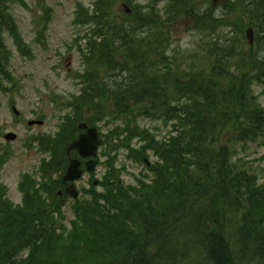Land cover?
Wrapping results in <instances>:
<instances>
[{
    "label": "trees",
    "instance_id": "obj_1",
    "mask_svg": "<svg viewBox=\"0 0 264 264\" xmlns=\"http://www.w3.org/2000/svg\"><path fill=\"white\" fill-rule=\"evenodd\" d=\"M113 1L95 0L90 14L78 5L77 16H89V22L98 19L92 30L98 38L91 36L82 50L89 67L78 76L81 93L67 101L73 113L64 117L56 137H38L42 148L58 157V149L76 133L77 121L112 122L103 135V190L91 189L92 198L73 206L75 219L67 230L51 196L45 201L37 190L31 196L24 189L23 205L12 208L0 190V264H264V182L258 183L248 169L237 171L227 145L230 137L244 144L258 138L264 143V107L251 87L264 82V61L257 62L263 58L244 55L250 48L230 38L218 47L219 54L206 55V64L203 56L195 66H183L177 55L165 57L163 45H173L158 25L187 14L192 29L201 34L217 26L252 25L260 32L264 0L260 5L227 0L219 18L212 11L207 15L209 10L197 13L194 0H166L162 13L152 1L146 10L123 0L133 10L120 8L125 15L120 22L109 16ZM7 2L0 0L1 79L9 76L2 31L11 32L23 54L29 50ZM45 10L40 19L49 18L50 7ZM244 30H239L243 36ZM115 75H123L122 80L116 82ZM139 116L162 119L167 134L158 139L151 131L139 130L134 125ZM134 137L140 139L139 146L131 145ZM119 147L137 162H144L148 151L157 156L148 166L151 184L121 182L114 151ZM231 214L237 219L226 234L218 223L230 220ZM187 226L203 243L196 242Z\"/></svg>",
    "mask_w": 264,
    "mask_h": 264
},
{
    "label": "rangeland",
    "instance_id": "obj_2",
    "mask_svg": "<svg viewBox=\"0 0 264 264\" xmlns=\"http://www.w3.org/2000/svg\"><path fill=\"white\" fill-rule=\"evenodd\" d=\"M24 1L26 6L18 2H12L10 11L16 21V26L19 27L21 38L25 39L29 50H26V54H21L11 39V32L4 29L1 33V38L7 50L5 63L9 76H5V79L0 78V153H3V155H0V157L3 156V163L0 165V182L8 187V196L13 203L20 201V192L17 188L20 174L25 172L34 173L42 155L37 147L26 146L25 143L29 144L31 142L30 136L32 137L36 133L54 132L58 127L60 115L71 110L70 107H66L67 101L71 100L73 95L81 92V83L75 79L74 74L77 70H83L86 66L83 55H81L82 50L86 48L84 45V42L87 41L85 36L91 30L96 29L94 22L98 20L96 18L92 23L84 21L81 24L76 21L75 8L77 2L81 1L88 4L90 0ZM130 1L132 5L141 4L143 6L147 0ZM153 1L157 2V0ZM226 1L194 0L195 11L202 13L209 10L207 15H210V12L213 11L211 15L214 18H219L223 16L224 3ZM123 2V0H114V6L110 9L109 16H112V19L117 22L122 21L125 16L123 13L125 11L122 7ZM251 2L260 5L261 0H251ZM163 3L164 0H161L156 5V11L159 13L163 12ZM117 5L123 12L120 11ZM45 6H50L51 9L50 16L46 21L47 25L44 29V34L41 36L43 22H40V15ZM229 15L231 17L235 16L234 13L230 12ZM239 15L241 14L238 11L237 16ZM175 19H173L172 24L164 21V23H158V25L164 27L163 29L170 35V42L173 45L172 47L163 45L166 53L165 57L169 60L170 55H177L179 61L181 59L184 61L183 66L188 63L195 66L202 60L203 56H205V61L203 60V62L206 64L208 60L206 55L219 54L217 49L219 46H225L226 39L233 38L235 41H241L243 48L247 45L246 37L244 38L239 32V30H243L246 27L239 26L238 29H234V27L217 26L201 34L198 30L192 29V19L189 15L182 14V16L179 15ZM210 31L213 33L205 36ZM263 31L264 29L261 28L260 33L262 34ZM222 36L225 39L218 44L217 41ZM81 38L84 39L80 40ZM259 40V43L254 44L255 48L249 49L250 52H245L244 55H259L263 59L257 62L261 63V61H264V35L259 36ZM174 48L179 51L174 52ZM121 50L122 47H119L118 51L121 52ZM242 52L244 50L240 53ZM185 58H187V63ZM259 63L252 64L257 66ZM121 78H118V80H121ZM253 91L258 93V100L264 105V85L254 84ZM12 104L19 110L20 113L17 116L19 118H16V115L11 110ZM28 119H39L43 123L28 125L26 123ZM111 124L112 122L103 123L102 131H106ZM98 125L101 126L100 123ZM134 125L139 130L148 128L156 133L157 138L165 136L169 129L163 124L162 120H154L143 116H139L134 121ZM6 131L16 132V139L12 142L5 141L3 133ZM261 140V138H258L255 142L245 144L235 141L233 137L227 140L229 150L231 152L236 151L233 154V161L237 171L240 168H245L250 172H255L259 183L264 182V158H262L264 155V144L261 143ZM139 144L140 139L138 137L132 138L131 145ZM100 150L101 156L98 154V165L95 168L96 177H100L104 172V164L100 161L106 159V145L101 146ZM58 151L60 152L59 160L62 163V158L60 157L61 153L65 154V150L61 147ZM114 151L117 155V166L125 165V169H122L121 177L125 182H134L135 175H140V170L143 171L145 169L144 164L128 158L126 156V148L119 147ZM149 159H153L151 153L149 154ZM62 167L64 168L60 163L53 165L52 176L57 175ZM87 177V174H85L77 181L76 184L79 188L86 185ZM41 191L45 194L44 190ZM69 203L67 202L63 208L67 226L68 221L74 217V212L70 209ZM236 219V216L231 214L230 220L225 218L222 223H218L219 229L226 234L231 233Z\"/></svg>",
    "mask_w": 264,
    "mask_h": 264
},
{
    "label": "water",
    "instance_id": "obj_3",
    "mask_svg": "<svg viewBox=\"0 0 264 264\" xmlns=\"http://www.w3.org/2000/svg\"><path fill=\"white\" fill-rule=\"evenodd\" d=\"M247 38L249 40V43H252L253 40V32L251 28L247 29ZM79 127H86L84 123L79 124ZM6 138L12 139L14 138L13 133H8L5 135ZM100 142L98 138V133L96 128H87L85 133L80 134L79 138L75 141H73L70 145L69 148H76L79 153L82 156H88V155H94L96 147L98 143ZM89 162V164H88ZM88 169L92 170L94 164L96 161L91 160L88 161ZM79 162L76 159L70 160V164L67 169V173L65 175V179H72L75 177H78L80 175V170H79ZM71 194L74 195V193L71 192Z\"/></svg>",
    "mask_w": 264,
    "mask_h": 264
},
{
    "label": "bare ground",
    "instance_id": "obj_4",
    "mask_svg": "<svg viewBox=\"0 0 264 264\" xmlns=\"http://www.w3.org/2000/svg\"><path fill=\"white\" fill-rule=\"evenodd\" d=\"M187 227H188V228H187V231H189L190 234H193V235H194L196 242H197V243H203V240H201V239L199 238V236L196 235V233H195V231H194V228H193L192 226H187ZM204 230H205V231H208L209 229H208V228H204ZM220 238H221V237H220ZM214 239H215V241L217 242V240L219 239V237H215V236H214ZM221 240H222V242L224 243V241H223L222 238H221ZM214 245L217 246V244H214Z\"/></svg>",
    "mask_w": 264,
    "mask_h": 264
}]
</instances>
